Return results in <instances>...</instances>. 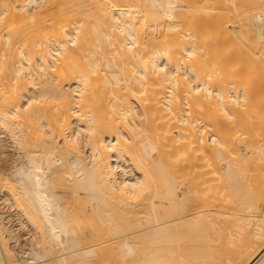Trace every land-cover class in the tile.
<instances>
[{
    "label": "bare ground",
    "instance_id": "1",
    "mask_svg": "<svg viewBox=\"0 0 264 264\" xmlns=\"http://www.w3.org/2000/svg\"><path fill=\"white\" fill-rule=\"evenodd\" d=\"M259 72L264 0H0V264H264Z\"/></svg>",
    "mask_w": 264,
    "mask_h": 264
},
{
    "label": "rangeland",
    "instance_id": "2",
    "mask_svg": "<svg viewBox=\"0 0 264 264\" xmlns=\"http://www.w3.org/2000/svg\"><path fill=\"white\" fill-rule=\"evenodd\" d=\"M255 80L257 81V83L259 84H264V73L263 72H259L256 76H255ZM7 207V206H6ZM9 210H11V208H8Z\"/></svg>",
    "mask_w": 264,
    "mask_h": 264
}]
</instances>
